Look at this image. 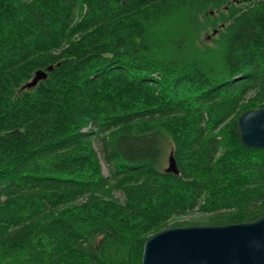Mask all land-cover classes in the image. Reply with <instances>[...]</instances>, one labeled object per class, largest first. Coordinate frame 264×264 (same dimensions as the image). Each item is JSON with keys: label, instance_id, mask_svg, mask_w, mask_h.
I'll use <instances>...</instances> for the list:
<instances>
[{"label": "trees", "instance_id": "trees-1", "mask_svg": "<svg viewBox=\"0 0 264 264\" xmlns=\"http://www.w3.org/2000/svg\"><path fill=\"white\" fill-rule=\"evenodd\" d=\"M263 107L264 0H0V264H142L264 217L236 125Z\"/></svg>", "mask_w": 264, "mask_h": 264}, {"label": "water", "instance_id": "water-1", "mask_svg": "<svg viewBox=\"0 0 264 264\" xmlns=\"http://www.w3.org/2000/svg\"><path fill=\"white\" fill-rule=\"evenodd\" d=\"M44 75L36 73L25 88H33ZM236 125L246 148L264 150V107L242 113ZM167 171L178 173L171 155ZM141 263L264 264V217L237 225L164 229L146 240Z\"/></svg>", "mask_w": 264, "mask_h": 264}, {"label": "rangeland", "instance_id": "rangeland-1", "mask_svg": "<svg viewBox=\"0 0 264 264\" xmlns=\"http://www.w3.org/2000/svg\"><path fill=\"white\" fill-rule=\"evenodd\" d=\"M168 159H169V156L167 157V159H166V161H165V165H164L165 169H167V167H168ZM102 172H103V174H104L105 176L108 175V174H107V168H106V166L103 164V162H102ZM116 197L120 199V196H119V195H116ZM195 219H198V216H197V215L192 216V217H185V218H182L181 220H183V221H188V220H195Z\"/></svg>", "mask_w": 264, "mask_h": 264}]
</instances>
